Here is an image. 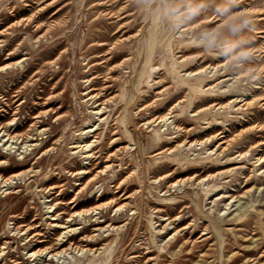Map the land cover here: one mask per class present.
<instances>
[{
	"label": "rangeland",
	"instance_id": "374dc122",
	"mask_svg": "<svg viewBox=\"0 0 264 264\" xmlns=\"http://www.w3.org/2000/svg\"><path fill=\"white\" fill-rule=\"evenodd\" d=\"M259 210L264 0H0V264H264Z\"/></svg>",
	"mask_w": 264,
	"mask_h": 264
},
{
	"label": "bare ground",
	"instance_id": "6f19581e",
	"mask_svg": "<svg viewBox=\"0 0 264 264\" xmlns=\"http://www.w3.org/2000/svg\"><path fill=\"white\" fill-rule=\"evenodd\" d=\"M154 30V29H153ZM155 39V38H154ZM153 41V40H152ZM181 42V40H176L175 41V43L178 45L179 43ZM149 43V42H148ZM153 44V43H152ZM114 45V44H113ZM150 48V47H149ZM149 51H150V49H149ZM186 53V52H185ZM199 55H196V56H194V58H196V57H198ZM185 59V58H184ZM18 62V61H17ZM147 62V61H146ZM146 62H145V64H146ZM173 63H174V61L172 62V64H171V66L169 67V68H167V71L169 72V73H171L172 75H173V78H175V82L178 84V85H180V86H182L183 88H186L187 90H188V92H189V94H188V97H187V99L190 101V99H191V97H192V95L193 94H196L197 96H200L199 97V99H197V101H196V103L198 104V103H202L204 100H205V98H202L201 96L202 95H205V94H208V93H211V92H213L214 90H213V87H211V86H207V87H205L206 86V83L205 84H203L204 83V81H205V79L207 78V76L205 75V74H201V71H199V72H195V73H193V72H187V71H185V72H183V74H180L174 67H173ZM145 64H144V66H145ZM10 66H13V64L12 65H7L5 68H7V67H10ZM153 68V67H152ZM209 68V67H208ZM149 69V68H148ZM186 70V69H185ZM255 75H257V74H255ZM139 77H141V75H139ZM147 78V77H146ZM140 80V79H139ZM138 81V80H137ZM139 82V81H138ZM158 82H160V81H158ZM95 94V93H94ZM93 96V95H92ZM112 98V97H111ZM177 102V101H176ZM228 102V101H227ZM190 104L191 103H193V106H196L195 104H194V102H189ZM127 104H128V102H127ZM211 105V104H210ZM104 106V105H103ZM224 106V105H223ZM219 108V107H218ZM217 108V109H218ZM102 109H103V107H100L99 109H97V111H95L94 112V114H98V113H101V111H102ZM215 109V108H214ZM192 111V110H191ZM123 114V113H122ZM96 116V115H95ZM121 116V115H120ZM168 114H164V115H162L159 119H158V122H162V124H161V126H163V125H165V123H166V121L168 120ZM123 119V118H122ZM206 120V119H205ZM204 121V120H203ZM214 121V119H212L211 121H207V125H211V123ZM97 122V121H96ZM123 123V122H122ZM245 124H247V123H245ZM96 129H97V127L95 126V123H93V124H91V125H88L87 126V128H86V130L84 131H81V134H80V137H78L81 141V143L79 144V145H77L76 147H79V149H80V151H81V153L82 154H84V158H94V155H93V148L94 147H92L91 145H92V143H90V142H88L87 140H84V137L83 136H87V134H89L90 132H93V133H95V131H96ZM158 130V129H157ZM157 130H155V133L157 132ZM15 137V136H14ZM91 137H93V135L91 136ZM77 139V138H76ZM78 139V140H79ZM185 141V140H184ZM197 142V141H196ZM188 143V142H187ZM183 145V144H182ZM172 148V147H171ZM96 150V149H95ZM258 159H260V157L258 158ZM110 164V163H109ZM89 171L88 170H85L84 171V173H88ZM185 173H187V172H185ZM120 181V180H119ZM178 182H181V183H183L184 181L182 180V181H178ZM118 183V182H117ZM198 183V182H197ZM199 183H201V181H199ZM117 185V184H116ZM197 185H199V184H197ZM211 190L212 189H208L207 190V194H208V192L210 191L211 192ZM249 191L250 190H247L246 192H244V194H248L249 193ZM210 196H212V195H215V196H218L219 194H218V192L216 191V190H214V191H212L210 194H209ZM109 196V195H108ZM229 197H231V196H229ZM120 205V204H119ZM249 207H252V205H249ZM121 208V206H118L117 208H116V210H119ZM246 208V207H245ZM113 209V208H112ZM77 213V212H76ZM72 214V213H71ZM229 214V213H228ZM258 214V216L260 217V215H262L261 217H264V211H261V210H259V213H257ZM95 215V214H94ZM79 217V216H78ZM244 214L242 213V214H237V215H235L233 218H231L232 220H237L238 222H240V221H243L244 220ZM51 220L52 221H56L57 220V218L56 217H52L51 218ZM67 220V219H66ZM71 221V220H70ZM65 222V221H64ZM217 223H219V222H217V221H214L213 222V226H215ZM61 224V223H60ZM65 224V223H64ZM106 225V224H105ZM52 226H54V227H61V228H69V226L70 225H68V226H64V225H57V223H54V224H52ZM102 226V225H101ZM219 226V225H218ZM71 227V226H70ZM75 228H70L69 230H66V231H64L63 233L65 234V233H68V232H70L71 230H74ZM103 230V228H99V230ZM148 229V228H147ZM163 229H166V224H164V225H162V226H160V228H157L156 230H155V232L156 233H161V231L163 230ZM264 236V235H263ZM58 239V238H57ZM59 240V239H58ZM57 241V240H56ZM58 242V241H57ZM262 242V241H261ZM260 240H258V238H253V237H250V239H249V242H248V244L247 245H245V247L246 248H249V247H251L252 249H254V248H258V246L260 245ZM38 244V243H37ZM42 244V243H41ZM62 245V242H61V244H60V246ZM39 246V245H38ZM59 247V246H58ZM102 247V246H101ZM72 248V247H71ZM73 249H76V247H74ZM66 250L67 249H62L61 251H57V252H55V253H53L52 255H51V257H54V256H57V254H62V252H66ZM77 250H80L81 252H83V254H84V257L86 258V260H87V262H86V264H106V261H107V259H108V257L110 256V248L107 246V245H105L103 248H101V250L100 251H98L97 253H96V251L94 250V251H92L91 249H88V248H85V249H83V248H78ZM51 252V251H50ZM49 253V251L48 252H46V255ZM43 254H45V250H37V251H31V256H35V257H39V259L41 258L42 259V257L44 256ZM99 254H102V257L101 258H98L99 256ZM46 255L44 256V260H42L41 262H39V263H36V264H51V262H49L48 261V259L46 258ZM104 256H106V258L105 259H103L104 258ZM233 257V254H230V255H227L226 256V260L228 261L229 259H231ZM103 259V260H102ZM38 260V259H37ZM198 261H196V262H192L191 264H196Z\"/></svg>",
	"mask_w": 264,
	"mask_h": 264
}]
</instances>
